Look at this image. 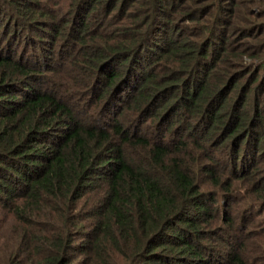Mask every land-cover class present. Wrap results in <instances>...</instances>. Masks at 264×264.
<instances>
[{
  "label": "trees",
  "instance_id": "obj_1",
  "mask_svg": "<svg viewBox=\"0 0 264 264\" xmlns=\"http://www.w3.org/2000/svg\"><path fill=\"white\" fill-rule=\"evenodd\" d=\"M261 153L264 0H0V264H257Z\"/></svg>",
  "mask_w": 264,
  "mask_h": 264
},
{
  "label": "rangeland",
  "instance_id": "obj_2",
  "mask_svg": "<svg viewBox=\"0 0 264 264\" xmlns=\"http://www.w3.org/2000/svg\"><path fill=\"white\" fill-rule=\"evenodd\" d=\"M71 50H72L71 48H66V51H71ZM259 152H262V151H259ZM260 155H264V153H261ZM257 159H258V157L256 158V160ZM259 159H262V158H259ZM10 225H12V224L9 222L7 224L5 231H4V234L8 238V243H7L8 247H10V245L12 244V234H11V228L12 227ZM245 238H247V237H243V241L245 240ZM263 242H264V239H263ZM1 249H2V245L0 244V258H1ZM257 264H264V253H262V256H261V258H259Z\"/></svg>",
  "mask_w": 264,
  "mask_h": 264
}]
</instances>
